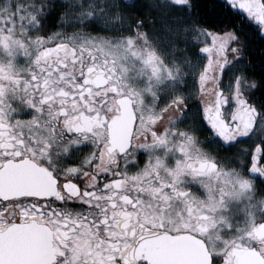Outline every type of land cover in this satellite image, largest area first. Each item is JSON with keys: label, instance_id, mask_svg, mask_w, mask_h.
<instances>
[{"label": "snow or ice", "instance_id": "snow-or-ice-1", "mask_svg": "<svg viewBox=\"0 0 264 264\" xmlns=\"http://www.w3.org/2000/svg\"><path fill=\"white\" fill-rule=\"evenodd\" d=\"M0 264H264V0H0Z\"/></svg>", "mask_w": 264, "mask_h": 264}]
</instances>
